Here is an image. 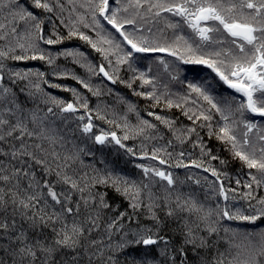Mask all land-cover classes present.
<instances>
[{
  "label": "snow or ice",
  "instance_id": "6c2138e0",
  "mask_svg": "<svg viewBox=\"0 0 264 264\" xmlns=\"http://www.w3.org/2000/svg\"><path fill=\"white\" fill-rule=\"evenodd\" d=\"M67 4L71 7L66 8L65 0H30V6L27 0H0L3 16L0 40L15 39L14 45L9 42L7 50L0 49V264H264V196L254 195L256 188L264 187V124L247 118L250 114L264 120V0H112L111 3L110 0H67ZM31 9L41 10L44 15ZM66 10L70 12L67 21L63 16ZM164 13L180 20L173 23ZM149 17L153 21L163 20L167 29H180L183 23L194 37L179 34L171 43H161L165 39L163 29L159 37L151 28L144 34L140 22H148ZM103 22L122 41L117 42ZM46 24H52L49 36H45ZM20 25H24L23 33ZM77 25L92 28L99 40L93 41ZM60 26L68 29L67 36L59 34ZM73 37L86 41L108 61L111 71L104 64L97 69L86 63L90 73H102L112 84L119 82L128 88L137 80L142 82L141 86L152 85L153 91L134 94L155 104L161 102V96L155 92V77L149 78L142 71L136 75L137 69L133 67L143 56L153 53H167L182 64L206 66L219 82L239 94L238 102L235 96L217 100L211 94V82L189 83L187 95L178 102L166 99L165 103L169 108H181L194 125L203 121L198 127H207L209 137L227 145L234 159L255 170L249 171L250 180L244 184L249 191L239 197L247 202V207L228 203L238 197L237 189L225 187L221 177L227 178V173L222 174L202 159L184 163L181 159L186 156L184 151L177 154L175 167L202 168L215 177V181H208L207 176L204 180L226 202L223 206L205 208L194 194L173 197L177 179L172 172L158 167L136 165L149 181L144 183L128 180L110 169L105 161H100L103 167H96L95 163L85 165L82 155L94 153L76 146L73 140L56 131L51 126L55 124L52 117L67 126L70 116L65 114L84 109L88 113L86 122L84 115L76 117L79 121L76 130L81 137L97 145L114 142L127 153L136 155L123 143L129 135L118 137L115 132L104 131L97 134L87 99L76 89H64L75 97L74 102H65L44 92L40 82L31 79L35 76L49 87L61 88L43 79L45 73L15 71L7 69L4 63L9 59L41 60L54 65L58 56L86 61L84 53L77 50L53 55L40 47V42L55 45ZM103 44L109 47L104 48ZM113 55L114 63L110 59ZM157 60L171 79H178L173 75L179 71L178 66H170L160 57ZM121 65H127L134 73L129 80L120 77ZM54 75L62 77L69 73L57 71ZM72 78L93 95H100L99 89H94L89 82L74 74ZM19 81H27L26 87L19 89L26 101H21L17 91L8 84ZM38 94L40 102L28 107V101H36ZM201 100L207 108L198 103ZM189 102L196 106L195 111L183 107ZM40 104L45 107L41 108ZM128 110L134 111L135 106L129 104ZM214 112L223 121L216 129L210 123ZM148 115L165 124L180 144L195 135L193 146L200 149L201 157L227 164L212 153L197 127L174 129V121L153 112ZM96 118L106 119L99 113ZM141 125L137 134L155 138L148 130L156 132V124L142 120ZM69 131L74 135L75 130ZM68 144L75 150L68 149ZM171 145L172 141H168V146ZM162 150L153 149L151 159L161 165L169 164L172 153L166 152V160L158 155ZM147 156L149 153L144 151L143 157ZM83 168L91 171H82ZM152 177L166 181L163 197L152 192ZM195 183L199 185L201 181L196 179ZM240 183L237 179L236 184ZM108 189L127 200L131 212L115 211L103 225L104 236H98L105 213L112 211ZM141 215L149 223H141ZM223 221L249 224L253 230L224 226ZM170 231L175 234L170 235ZM222 241L228 244L225 252L219 250Z\"/></svg>",
  "mask_w": 264,
  "mask_h": 264
},
{
  "label": "trees",
  "instance_id": "16d2710c",
  "mask_svg": "<svg viewBox=\"0 0 264 264\" xmlns=\"http://www.w3.org/2000/svg\"><path fill=\"white\" fill-rule=\"evenodd\" d=\"M29 6H30V0H27ZM112 0H110V3ZM66 8H70L71 5L67 4V0H65ZM113 6H115L113 4ZM34 12H36L39 15H44L41 13V10L38 9H31ZM80 11H83V9H80ZM164 16L172 17L170 14L164 13L162 14ZM64 19L67 21L70 17V12L65 11L63 14ZM0 18H2V15H0ZM175 19L174 23L179 21V17H173ZM169 19V18H168ZM170 20V19H169ZM105 24L106 29H108L109 32L112 33V35L115 37L117 42L122 41V37L119 36L118 33H115L114 29H111L110 25H107L106 22H103ZM143 25V28L145 30L144 34H148L147 29L152 27L153 33H159L160 27H163L164 30V36L169 37V39H172V36L175 34H183L185 37H193V33L191 29L187 27V25L181 23L180 29H167L165 28V23L163 20H151V18H148V22H140ZM77 27L80 28L81 31H83L85 34L89 35L93 41L99 40V37L96 35V31H94L92 28H83L80 25H77ZM21 30V27H20ZM52 30V24H46L45 26V36H49L51 34ZM131 30V29H129ZM22 31V30H21ZM24 31V30H23ZM22 31V32H23ZM68 29L60 26L59 28V34L63 36H67ZM161 33H159L156 36H160ZM165 39V41L160 40L161 43H171L172 40ZM22 42V41H21ZM13 45L14 42H11ZM9 44L8 40H0V49L7 50V45ZM104 48H108L107 44L102 45ZM45 52H50L53 55H56L59 52H63L65 50H77L79 52L84 53V56L86 57V61L84 59H80L79 62H76V60L73 57H66V56H58L55 60L54 65L47 64L46 61L41 60H23V61H14V60H5L4 63L6 65L7 69H12L15 71H32V72H42L45 73V76L43 79L48 80L50 83L53 84H59L61 85V88H52L49 87L47 84H44L42 80H37V77L33 76L31 77L32 80L40 82L41 87L44 89V92L48 93L50 96L56 97L58 99L64 100L65 102H74L75 97L73 96V93L71 91L64 90L67 89H76L77 92L81 94L83 98L87 99L88 102V108L91 110V116L94 121V132L97 134L100 133V131L104 132H115L118 137H123L126 133L129 135V139L124 140L123 143L126 145V147H130L134 150L136 155H132L126 152L124 148H120L118 145L111 144L110 142L108 146L103 147V145H97L94 144L92 140L86 139L84 137H81V134L77 129V124L79 121L76 119L78 117L77 114H65L70 116V121L65 126V124L55 117H52L51 119L55 120V124L51 125L56 131H58L60 134L64 135L66 138L73 140L76 144V146L80 148H85L86 150H91L94 155L93 156H87L82 155V159L84 161L85 165H91L95 163L96 167H103V165L100 163V161H105L108 163V166L110 169H112L114 172L126 177L130 181H136L141 182L143 181L146 183V180L142 169L136 167V163L139 162L136 156H142L143 152L147 151L149 153V156L147 158L151 159V153L153 149L160 148L163 149L161 152H159V156L168 159L166 152L172 153V159L169 162V164L163 165L166 170L173 173V176L175 179H177V184L172 189L173 192H176L173 197L177 194H183L187 196L188 194H194L196 199L201 201L205 208H212L214 205V200L217 199L220 200L218 203L223 206V198L219 197L218 195H215L211 189L209 188L208 183L204 180V177L207 176L208 181H215L212 180V176L210 173L204 172L202 168H194V167H175L176 163V157L177 154L180 151H184L186 153V156L181 158L183 159L184 163H189L190 160L196 159V160H203L206 165H210L212 167H216L221 171V173H227V178H225L222 175V179L224 180L225 187L226 188H232L237 189L236 195L238 199L236 201H232L230 204H235L237 207H247V202L243 199H240V195L244 192H248L249 189L244 187V184L246 182H249L250 177L248 175L249 171H255V170H249L246 166L242 164L241 161L238 159H234L232 157L231 152L228 149V146L223 144L221 141L217 140L215 137H209V129L207 127L200 128L198 125L200 123H203V121H197L196 125L193 124L191 120H189L185 115H183L181 108L177 107H167L165 100L171 99L174 102H178L180 100V97L185 96L188 94V88L187 85L189 83H197V84H203L206 82L205 79L201 78L198 73L199 68H197V65L193 64H182L178 60H176L173 56H167L169 60H173V62L178 66L179 71L174 72L173 75H177L178 79L173 80L169 76L167 72L164 71V69H161L159 66L152 68L147 67V65L140 63L137 61L133 67L137 69V72L142 71L147 73V76L149 78L155 77L154 84L157 86L162 87L164 89L163 94H160L158 96H161V102L159 104H155V102L151 99H145V97L137 96L134 94V92H142L146 91L148 89L147 85L141 86L142 82L137 80L132 88H128L125 86V84L122 83H116L112 84L110 81H108L105 77H103V74H97L93 75L88 71V68L86 63H90L93 66H96L98 69V66L100 64H104L106 66V70L111 71L107 67L108 61H106L103 57V55L100 52H97L90 44H88L86 41H83L79 39L78 37H73L71 39H65L63 43L55 44V45H45L42 44L40 46ZM182 50V49H181ZM20 50L17 49V53H19ZM153 57L156 55L155 53L151 54ZM151 55H148L151 57ZM110 59L115 62L116 57L110 56ZM147 67V68H146ZM151 69V71H149ZM182 70V72H181ZM67 72L69 75L67 76H57L54 75L55 72ZM210 72V71H209ZM72 74L79 77L80 79H83L87 82H89L94 89H99L100 95L96 96L93 95L92 92H89L87 89H85L81 84L77 82V80L72 78ZM136 74V73H135ZM119 75L124 80H129L134 73L127 65H121L119 69ZM137 75V74H136ZM213 79H211L214 82V86L212 85L211 94L216 97L217 100H221L223 98H229L235 96L236 101L238 102L241 97L239 94L235 93L234 90L228 89L225 85L222 84V82L218 81V78H215V74L212 73ZM160 79L163 80V82L160 81ZM210 80V81H211ZM209 82V80H208ZM212 83V82H211ZM9 86L13 87L14 90L17 91L20 100L26 101V96L24 93H20L19 89L26 87L27 81H19L15 85H11L10 82H8ZM213 84V83H212ZM165 85L167 87H165ZM111 89V91H109ZM195 94H193L194 96ZM120 98H123V102ZM39 94L36 101H28V107H33L34 104L39 103ZM200 105H202L204 108H207L208 105L204 101H198ZM134 105L135 110L129 111L128 105ZM138 104V105H137ZM51 106V105H49ZM127 106V111H126ZM41 108H44L45 105L40 104ZM183 107L186 109L188 107H191L193 111L196 110L195 105H191V102H189L188 105H183ZM153 112L155 115H159L162 117H165L171 121H174V129H184V128H190V127H197V132L199 133V136L203 138V141L207 146L212 150V153L222 160H226V165H221L219 160H210L209 157H201L200 149L198 147L193 146V141L197 139L195 135L191 137L190 140H188L184 144H180L179 141H177L173 135V132L169 130V128L161 123L160 121L155 119V116H149L148 113ZM80 115H88V113L85 112L84 109H80L79 112H77ZM97 113H99L102 116H105L106 119H97ZM117 113V114H116ZM125 114L126 116H129L132 119L129 121V123H125V121L122 118H119V115ZM119 114V115H118ZM137 114L144 117L142 120H148L151 123H154L157 125V131L153 132L151 131L152 136L155 138H146L143 134H137V129L139 127H142L141 122L136 123L134 116ZM77 115V116H76ZM125 116V115H123ZM121 117V116H120ZM138 118V117H136ZM247 118L254 119L256 121H259L260 123L264 124V120H261L259 117H252L250 114L247 115ZM139 119V118H138ZM108 121H112L113 123H109ZM213 128L216 129L219 127L220 124L223 123V121L220 118V115L218 113H213V119L210 121ZM128 124V125H127ZM119 125V127H117ZM69 129L75 130L74 135L73 132H70ZM160 137H163L162 139ZM168 141H172L171 147L168 146ZM78 142V143H77ZM71 146L72 148H70ZM68 149L75 150L73 148L72 144L67 145ZM190 154V155H189ZM150 163H143L141 161L139 164L142 165H148L154 167L160 166L158 160H153ZM145 162V161H144ZM150 164V165H149ZM82 171H91L90 168H83ZM192 177L189 179V177ZM199 179L201 183L198 185L195 183V180ZM239 179L241 181L240 185L236 184V180ZM148 181V180H147ZM152 183L150 184V187L153 188L154 192L157 191V195L162 196L161 194L165 193V188H167L166 181L159 180L158 177H152ZM149 183V181H148ZM230 185H232L230 187ZM255 188V185H254ZM108 200L112 204V211L105 213V220L102 221V227L100 232L98 233V236H104V227L103 225L106 223V220L111 218L115 211H129L131 212V209L128 208V201L125 200L122 196L115 193L113 190L108 189ZM254 195L257 197L264 196V187L256 188ZM217 199H215V197ZM254 203V201H253ZM213 205V206H212ZM216 207V206H214ZM161 216H163V213H160ZM141 223H149L146 221L141 215L139 217ZM224 226H232V227H238L243 226L240 228L241 230L245 229H253L252 225L249 224H241L239 222L235 221H223L222 222ZM259 223V222H258ZM169 224L171 228H174L175 225L169 221ZM170 235H174V232H169ZM221 236H224V233H220ZM115 238V234H114ZM227 243L222 241L219 245L220 252H225ZM192 254L190 253V256ZM123 256L121 257V260L123 261Z\"/></svg>",
  "mask_w": 264,
  "mask_h": 264
},
{
  "label": "rangeland",
  "instance_id": "374dc122",
  "mask_svg": "<svg viewBox=\"0 0 264 264\" xmlns=\"http://www.w3.org/2000/svg\"><path fill=\"white\" fill-rule=\"evenodd\" d=\"M173 23H174V21H175V19L173 18V17H168ZM3 19V16H2V18H0V20H2ZM165 23V22H164ZM20 27H21V30L23 31L24 30V25H20ZM151 29H152V27H150ZM161 29H163V27H160V29L159 30H161ZM21 31V32H22ZM152 32H154L153 31V29H152ZM23 33V32H22ZM160 33V32H159ZM159 33H154L155 35H158ZM164 35V34H163ZM175 35H178V34H175L174 33V35L172 36V39H169V37H165V39H169V40H173L174 39V36ZM193 37H194V35H193ZM165 39H163L164 41H165ZM162 40V41H163ZM9 42H14L15 43V39H11L10 38V40H8ZM22 42H24V41H22ZM43 44V42H40V46ZM108 47H109V45H108ZM156 55L153 57L151 54H147V55H145V56H143L140 60H138L140 63H142V65L143 64H145V65H147V67H152V68H155V67H157V66H159L161 69H164V67H163V65H160L159 64V62H158V60H157V57H160V58H163L165 61H167L168 63H169V65L170 66H172V65H176L174 62H173V60L171 61V60H169V58L167 57L168 56V54L167 53H155ZM148 55H151V57H149ZM146 67V68H147ZM197 68H199V70H198V73H199V75L198 76H200L201 78H203V79H205L206 81H208L209 80V82H212L213 84V86H214V82L211 80V79H213L212 77H210V76H212V72H211V70L210 69H208L206 66H203V65H197ZM156 69V68H155ZM210 71V72H209ZM139 72H141V71H139ZM139 72H136V74L138 75L139 74ZM181 72H182V70H181ZM128 80V79H127ZM211 80V81H210ZM160 81L161 82H163V80L162 79H160ZM147 87H148V89L145 91V92H150V91H153V86L152 85H147ZM215 87V86H214ZM227 87V86H226ZM163 91H164V89L162 88V87H160V84H159V86L157 85H155V92H156V95H160V94H163ZM142 92H144V91H142ZM142 97H144V96H142ZM146 99V98H145ZM138 105V104H137ZM126 111H127V106H126ZM78 116H79V114L78 113H76ZM117 114V113H116ZM76 115V116H77ZM119 115V114H118ZM123 115H125V116H123ZM85 116V122H86V120H87V115H84ZM121 116V117H120ZM136 117H138V118H136ZM119 118H122V119H124V120H127V121H125V123H129V121L132 119V117L130 118L129 116H126V113L125 114H121L120 113V115H119ZM134 118H135V121H136V123H138L139 124V122H141L142 121V119L144 118V117H142L141 115H139V114H137L136 116H134ZM93 122V124H94V121H92ZM131 122V121H130ZM95 125V124H94ZM128 125V124H127ZM150 133H151V131H150ZM152 134V133H151ZM118 136V135H117ZM110 137H109V141H110ZM78 143V142H77ZM111 144H114V145H116L114 142H110ZM109 145V143H106L105 145H103V147H106V146H108ZM70 148H72L71 146H69ZM137 157V159H138V161L139 162H137L136 164H139L141 161H143V163H150L152 160L151 159H149V158H147V157H143L142 158V156H136ZM145 161V162H144ZM150 165V164H149ZM145 166H148V165H145ZM153 167H154V165H152ZM159 168L161 169V170H164V171H166V172H170V171H168V170H166V168H164L163 167V165H161L160 164V166H159ZM209 178V177H208ZM212 180H215V177H212L211 178ZM146 183H148V181L146 180ZM232 185H230V187H231ZM151 190H152V192L153 193H155L156 195H157V191H155L154 192V190H153V188H151ZM176 192H173V194L172 195H174ZM162 196H160V197H163L164 195H166V193H164V194H161ZM157 196H159V195H157ZM215 197V196H214ZM215 199H217L216 197H215ZM220 200H214V203H213V205L214 206H216L217 204H219L218 202H219ZM226 202L223 200V202H222V204L224 205ZM228 203H232V201H230V202H228ZM212 205V206H213ZM212 207V208H215V207ZM239 228H242L243 226H239V225H237ZM243 230V229H242ZM249 230V229H248ZM250 230H253V229H250ZM226 249H228V245H227V247H226Z\"/></svg>",
  "mask_w": 264,
  "mask_h": 264
}]
</instances>
